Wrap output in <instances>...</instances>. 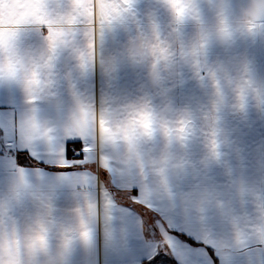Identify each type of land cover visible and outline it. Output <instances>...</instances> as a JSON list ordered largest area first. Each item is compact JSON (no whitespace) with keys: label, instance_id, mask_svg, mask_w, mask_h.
I'll list each match as a JSON object with an SVG mask.
<instances>
[{"label":"clouds","instance_id":"1","mask_svg":"<svg viewBox=\"0 0 264 264\" xmlns=\"http://www.w3.org/2000/svg\"><path fill=\"white\" fill-rule=\"evenodd\" d=\"M196 3L199 20L192 15L178 20L165 0H153L148 7H143L142 0H134L123 14L126 24L117 33L123 41L115 52H105L102 75L111 87L119 68L130 67L142 72L144 81L136 95L114 99L107 120L106 153L114 167L130 164L137 181L154 201L168 207L170 215L197 223L202 222V210L216 215L234 254L242 256L243 243L264 246V176L245 180L236 203H221L195 180L193 173L199 163L191 148L199 140L201 160L222 162L224 99L231 106L228 111L244 112L254 105L264 115V80L237 71L236 63L225 66L208 55L211 49L228 47L229 33L232 38H264V0ZM22 27L29 41L0 44V93L19 100L26 123L35 126L38 143L46 145L48 136L62 134L81 118L86 107L75 94L74 82L81 75L78 54L63 44L54 53L47 25ZM51 27L67 30L69 25L58 21ZM66 57H71L68 64L64 63ZM181 71L192 73L204 86L206 101L185 108L154 105L153 99L170 83L174 86ZM213 79L220 82L223 95L212 86ZM142 110L153 113L152 131L137 127L136 138L130 141L126 129ZM89 116L98 123V114L91 109ZM213 139L217 147L210 152ZM229 180L238 183L234 177ZM66 190L61 185L42 184L30 171L21 177L0 169V264H70L80 224L75 203L65 209L58 207L57 193Z\"/></svg>","mask_w":264,"mask_h":264},{"label":"crops","instance_id":"2","mask_svg":"<svg viewBox=\"0 0 264 264\" xmlns=\"http://www.w3.org/2000/svg\"><path fill=\"white\" fill-rule=\"evenodd\" d=\"M133 2L0 0V44L6 41L23 44L29 37L22 26L47 25L49 47L54 53L58 44H63L78 54L81 75L74 82L75 94L86 106L79 120L66 127L62 134L48 136L47 144L41 145L35 126L24 119L19 100L0 93V143L3 145L0 169L21 177L30 171L42 184L67 189L57 193L58 207L65 209L75 203L80 224V238L70 264H145L160 256L177 264H240L241 261L264 264V246L243 243L240 245L243 255L234 254L233 244L224 238V226L216 215L202 210L201 223L170 215L168 207L162 201H154L151 192L137 181L130 164L127 168H117L111 163L112 158L106 153V133L110 132L107 120L113 113L114 99L136 95L144 76L139 70L121 67L109 87L101 65L106 51L119 49L123 37L117 33L126 24L123 14ZM142 2L143 7H148L153 0ZM165 2L178 20L187 15L200 19L196 0H180L175 8L169 0ZM178 8L183 9L179 14ZM160 13L163 18L167 17L163 9ZM58 21L69 28L54 30L51 25ZM226 39L228 47L211 49L208 55L222 60L225 66L236 63L237 71L264 80V38H232L229 33ZM70 59L66 57L64 63L68 64ZM212 86L223 95L219 81L213 79ZM205 101L204 86L192 73L181 71L175 85L170 83L153 99V104L185 108ZM223 104L221 118L226 136L220 148L224 154L222 162L201 160L203 145L196 140L191 151L199 167L193 176L221 203L233 204L245 180H259L264 176V115L254 105L247 111L234 112L226 110L231 107L226 99ZM90 109L98 114V123L90 118ZM152 124V111H139L129 122L127 138L130 141L136 138L137 127L150 133ZM77 141L80 157L71 161L69 147ZM216 147L217 141L211 140L209 151ZM229 177L236 178L238 183L234 185Z\"/></svg>","mask_w":264,"mask_h":264},{"label":"snow or ice","instance_id":"3","mask_svg":"<svg viewBox=\"0 0 264 264\" xmlns=\"http://www.w3.org/2000/svg\"><path fill=\"white\" fill-rule=\"evenodd\" d=\"M169 3L172 4V6L175 8L180 3V0H169ZM182 11H183L182 8H178L177 9L178 14L181 13ZM144 127L147 128L148 125L145 124ZM73 148L76 150L77 153H79L80 144H79L78 141L77 142H74ZM20 155L23 156L25 154L21 153ZM83 235L86 237L87 236V233H84ZM164 264H169V262L168 261H165Z\"/></svg>","mask_w":264,"mask_h":264},{"label":"trees","instance_id":"4","mask_svg":"<svg viewBox=\"0 0 264 264\" xmlns=\"http://www.w3.org/2000/svg\"><path fill=\"white\" fill-rule=\"evenodd\" d=\"M165 261H168L169 264H177L175 261L168 259V258H164V257H156L152 262L150 263H145V264H164Z\"/></svg>","mask_w":264,"mask_h":264},{"label":"built area","instance_id":"5","mask_svg":"<svg viewBox=\"0 0 264 264\" xmlns=\"http://www.w3.org/2000/svg\"><path fill=\"white\" fill-rule=\"evenodd\" d=\"M69 155H70V160L75 161L78 160L80 157V152L77 153L76 150L73 148V145H70L69 147Z\"/></svg>","mask_w":264,"mask_h":264},{"label":"rangeland","instance_id":"6","mask_svg":"<svg viewBox=\"0 0 264 264\" xmlns=\"http://www.w3.org/2000/svg\"><path fill=\"white\" fill-rule=\"evenodd\" d=\"M262 119H263V132H264V117H262ZM2 147H3V145H2V143H0V150H2Z\"/></svg>","mask_w":264,"mask_h":264}]
</instances>
